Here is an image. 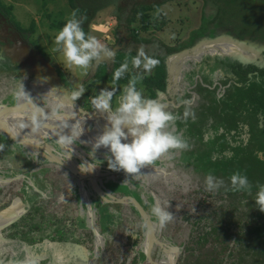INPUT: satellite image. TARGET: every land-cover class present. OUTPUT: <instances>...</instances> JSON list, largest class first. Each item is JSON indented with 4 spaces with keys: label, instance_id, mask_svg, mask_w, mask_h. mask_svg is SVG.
<instances>
[{
    "label": "rangeland",
    "instance_id": "1",
    "mask_svg": "<svg viewBox=\"0 0 264 264\" xmlns=\"http://www.w3.org/2000/svg\"><path fill=\"white\" fill-rule=\"evenodd\" d=\"M77 1L80 5L84 4V6L88 8V12L82 15V26L88 27L90 31L89 34L95 36L106 49L107 47L111 48L112 45L115 44L114 32L116 23L115 18L110 15V7H107V3L110 0H96V9L98 7L100 8L97 11L90 7L92 0ZM233 2L236 3L234 4V8L244 19L264 27V0H233ZM72 4L71 0H0V12L18 27L23 33V36L28 37L30 43H32L40 53L50 60L54 67L59 71L65 86L73 92L78 93L74 99L78 100L85 109L95 110L100 117L106 121L108 114L97 107L99 104L97 101L98 96L93 100L90 108L88 104L89 97L79 89L81 83L91 78L96 71L93 67L94 60L87 68L69 65L66 63L62 52L57 50V45L54 43L55 36L61 29L57 27V24L60 22H67L68 18H71L73 11H75ZM156 9L164 12L167 17V24L163 25V27H158V30L155 31L156 36L162 39V42L168 43L172 46H178L179 43L184 44L191 41V39L182 37H185L186 32L185 29L182 32L183 26L181 22L177 23V20L179 19L178 21H180L181 16L183 17L185 13H188L191 21L193 19L191 15L198 12L197 9L200 10L201 8L196 9L194 7L193 11L191 10V7L180 8L175 3L169 2L162 6H158ZM184 20L183 24L185 25L188 19ZM157 26H159V23H157ZM243 47L244 46L239 47V52H243ZM32 49L34 52L37 51H35L33 47ZM225 49L227 48H220L219 51L215 50L213 53H220L223 55L225 52L221 50ZM210 51H213V49H210ZM231 51L237 52L238 50L231 49ZM206 55H208V53ZM203 58L204 55L200 57L201 60ZM106 60L108 59L106 58L102 60L101 63L106 62ZM113 60L114 59H111L109 62L113 63ZM194 66H196L194 59L189 60L186 63V70L182 73L181 95H189L188 100H186L187 105L181 113L182 117L196 114L204 101L201 91L197 89L195 84H192L187 80V74L194 68ZM200 76L201 74L199 73L196 78L199 84L202 83V78ZM204 84L208 85L207 83ZM99 85L101 86V90H108L112 93L111 101L113 102L112 107L114 110L118 106L121 96L123 95L126 87L125 84L102 82L99 83ZM41 88L42 85L37 84L36 78L31 79L26 72L22 75L16 70L8 72L0 71L1 104H15L16 101L23 96H34V100L38 106L52 109L50 108V104L44 101L45 98L35 96L37 89ZM164 93V95H166V92ZM52 101L55 108L52 111H55V113H62L64 110L71 109L70 106L63 105V103L60 104L59 102L56 104L54 99H52ZM176 102L178 103V101ZM60 106H62L63 109ZM179 108H181V106ZM72 110L76 111L77 115L68 121L60 122L63 127H71L80 123V125H77L71 130V132H69L70 135L73 130L80 133L79 138L75 140L77 147L73 144L74 148H77L78 152L83 150V155L89 159L92 157L93 160H95V163L106 164L105 154L107 151L101 148L96 154H94L90 148L92 141L89 140L90 136L89 138L85 137L86 133L88 136V133L92 132L96 133L94 136H97V133L100 132L98 131V127H96L93 120L86 116L83 118L84 115L81 114L77 108ZM16 111L28 114V111L24 106L22 109L18 108ZM10 113L4 115L6 116L4 118L5 121H7L10 126H15L21 133L26 134L29 138L28 141L37 145L41 144L39 146L40 149H42V146L44 145H49L52 147L54 153L61 158H66L68 156V153L64 148L59 146L56 139L50 137V135H53L54 133L53 130H56V125L41 127V125L37 124L38 122L33 119V115H30L28 118L31 121L30 124L26 118H21L17 115L14 116ZM32 113L39 115L37 111ZM3 117H0V120H3ZM1 126L2 124H0V127ZM175 128L176 127L174 126V129ZM1 135L7 137L6 134L2 132H0V136ZM4 141L8 143L6 139H0V147L6 151H3V153L11 159L16 158L15 154H13L15 152L22 151L29 152V155L33 154L29 149L19 146V144L12 140L11 142L14 144L12 147H15L14 149L10 148L11 146L8 147L5 145L6 143ZM16 148L19 149L16 150ZM74 152L77 153L75 150ZM95 155L98 160L95 159ZM173 155L174 153L166 154L159 159L160 163L152 165L158 170L148 171V167H145L141 170L142 172L136 176H122L121 173L114 171L110 172L109 169L104 171L100 164L98 167L100 168L102 175L99 177L103 186L107 185L108 180H124L130 183L131 178L140 179L142 187L139 188V191L146 203L149 202L148 196L152 195L154 202L152 206L159 202L162 206L168 207V210L173 213L172 221L164 227H161L156 217L153 216V219H155L157 237L180 250L178 264H193L196 260L205 258V254L212 250L215 252L222 250L219 242L222 235L228 236L227 240L230 243V247L236 246L238 243L235 240L236 232L241 230V228L246 229L248 227V221L253 219L256 210L251 211L250 209V211H247L248 209L244 203L248 198L243 197L242 195L240 196V193H222L219 192V190L212 192L208 191L205 186V178H201L197 174L190 173L185 169H181V167H177L175 161H170V158ZM32 157L35 160H38V158L39 160L44 158L45 164L51 167V171H48L47 175L46 173H43L39 178H52L50 179L54 185L52 187V194L65 193L73 188L74 185L79 187L77 192L81 194L82 200L87 206L85 207L84 212L88 215L89 221H96L95 228L97 235L91 228H88L83 235V241L90 251L88 264H172L175 259L174 254L168 251L166 246H160L147 239L145 222L140 215L138 216L139 213L137 214L131 205L119 203L122 205L111 206L115 221H112V223L107 226L106 230L109 231L102 232L100 230L101 226L98 225L100 214L93 206L95 202L93 201V203H91L90 197L91 194H96V192L89 181L86 180L84 186V184L77 179V176L72 174L59 163L50 161L40 154H33ZM25 160L27 161V159ZM73 161L77 163L78 166V160L73 159ZM39 172H41V170L38 169V167L33 166L29 170L22 171V173H12L4 176L5 178H23L24 181L26 180L33 184L32 178L37 177ZM71 174L75 177H71ZM49 179L47 182L50 184L51 181ZM21 181L22 180L19 179L16 183L15 179H12V183H10V179H7L8 188L5 189L4 192L2 190L0 191V208H3L7 202H9L8 200L2 204L7 198L11 199L14 195L20 194L17 187L21 186ZM107 187L108 186H105L106 189H108ZM56 189L58 192L55 193ZM112 193L116 194L115 192ZM118 195L121 194L118 193ZM66 196H60V199H55V197L52 196V199L44 201L43 207L52 210L54 214L58 215L64 212L67 208L74 211V206L67 204L68 201L63 200ZM96 196H98V194H96ZM238 196L241 197L242 202H239ZM97 202L99 205H105V201L99 197L97 198ZM230 212L233 215V220H237L239 217L241 219L237 220L239 221L238 223H231L230 227L226 229V223L224 221L227 222L225 217L226 214ZM14 214L16 215L18 213ZM102 219L104 220V224L111 222L106 220L107 218L103 217ZM213 226H217L218 230L214 233L208 234V231H210ZM49 231V226H46L45 228L38 230L39 233L27 231V234L25 232V237L28 236L32 238L37 234L42 237L48 234ZM73 233L77 235L79 232L76 230L72 231V234ZM2 237L7 239V236L3 233L0 235V238ZM8 237H10V235ZM98 238H100L101 241L98 242ZM6 245L7 248L10 249L11 246H13V243L9 240ZM225 253L228 254L229 251H226ZM148 255L151 256V258H149Z\"/></svg>",
    "mask_w": 264,
    "mask_h": 264
},
{
    "label": "trees",
    "instance_id": "2",
    "mask_svg": "<svg viewBox=\"0 0 264 264\" xmlns=\"http://www.w3.org/2000/svg\"><path fill=\"white\" fill-rule=\"evenodd\" d=\"M111 1L114 0H110L108 3ZM71 2L73 3V8L77 11V18L81 19L82 15L88 12L87 8L79 6L80 4L77 0H71ZM234 4L236 3H231V11L239 19L241 15L234 8ZM98 9L100 8L98 7L96 11ZM124 17H120L121 24L118 25V35L116 36L119 43H121V40H128L127 43L117 51L113 63H101L91 78L82 82L79 86V89L89 97V107L91 108L93 100L101 90L99 83H123L127 86L129 79L133 75L144 76V79L138 82L137 89L141 90L145 97L162 100L164 98L159 95V91L180 92V96L179 94L176 95L178 96L176 99L178 103L175 101L178 107L172 103L166 110L176 115L177 119L174 124L176 128L174 130L187 142V147L185 149L170 150L168 154L174 153L170 161H175L177 167L197 174L201 178H206L208 174H212L219 179H223L225 183L219 189V192L240 193V196L248 198L244 203L248 209L247 211H250V209L251 211L256 210L253 219L248 221V227L246 229L241 228V230L236 232L235 240L238 242L236 246L230 247V243L227 240L228 236L222 235L221 239H219L222 250H218V252L212 250L205 254V258L196 260L193 264H264V212H261L255 204V196L259 186L264 185V159L258 158L256 155L258 152L264 153V70L258 75L260 76L258 78L257 75L248 76L250 69L236 68V64H239L240 61H234L226 55L227 52L231 53V49H233L232 44H227L225 45L227 49L221 50L225 52L223 55L207 52L208 55L204 53L203 55L206 56L202 60L200 57L203 55L199 58L193 57L186 60L184 68L180 71L181 78H179L177 88L175 87L174 90L168 89L167 58L171 53L191 46V41L190 43H179L178 46H172L149 34L152 26H150L149 15L146 13L132 15L127 20ZM242 21L244 24L247 23L249 30L260 26L246 19H242ZM65 23L60 22L57 27L62 28ZM82 27L89 34V28ZM135 29H139L141 33L136 34ZM129 30H131V34L128 32ZM122 32L127 33L126 35H120ZM157 44L158 49L149 47ZM141 45L144 46L146 52L160 61L159 65L151 73H144L142 67L137 69L131 65V57L136 55L137 49ZM161 46L164 51L159 50ZM191 59H194L196 66L188 72L187 80L195 84L197 89L201 91L204 101L196 114L182 117V110L186 107V100L189 98L188 94L181 95L182 73L186 70V63ZM208 60L213 65L209 66ZM125 61L129 64V71L119 81L113 80L114 71ZM0 71H5L1 65ZM199 73L202 78L201 84L196 79ZM24 98L26 97L23 96L20 99ZM182 101L184 102L182 103ZM29 104L27 100L24 105L28 114L36 111L39 114H47ZM180 106L181 108H179ZM12 115L16 116L15 114ZM26 119L29 123L31 122L30 119ZM8 139L10 140V138ZM4 142L6 143V141ZM0 157L9 169H13L14 159L9 158L6 154H2ZM25 159L18 158V165L22 167L23 171L33 167L31 162ZM158 163H160L159 160L152 165H157ZM106 165L107 163L101 164L104 171L109 169ZM237 171L248 177L252 185L251 194L246 190H232L230 177ZM110 172H113V170H110ZM114 172H119L122 176L126 175L123 171ZM130 180V183L124 180H108L106 186L117 195L120 193L121 195L119 196L125 194L135 196L148 210L153 219L154 215L151 213L152 204L154 203L153 196L149 195V202L146 203L139 191V188L142 187L141 180L138 178H131ZM240 196H238L239 202H242ZM104 203L105 205L101 207V212L99 211V224L103 226V217L111 221L109 223L115 221L114 213L108 211L109 206L122 205L119 203ZM131 207L138 214L136 208L134 206ZM232 217L231 212L226 214L227 222L224 221L226 229L230 227L231 223H238L239 221L237 220L241 219L239 217L237 220H233ZM107 224H105V227ZM216 230H218L217 226H213L208 231V234L214 233ZM226 251H229V253L226 254Z\"/></svg>",
    "mask_w": 264,
    "mask_h": 264
},
{
    "label": "clouds",
    "instance_id": "3",
    "mask_svg": "<svg viewBox=\"0 0 264 264\" xmlns=\"http://www.w3.org/2000/svg\"><path fill=\"white\" fill-rule=\"evenodd\" d=\"M83 20L77 18V11H73L71 18L58 31L54 43L57 50L62 52L66 63L81 68H87L102 52L111 56L112 52L93 35L87 34L82 27ZM160 61L145 51L141 45L136 55L131 57L134 68H143L144 73H151ZM129 71L127 61L122 63L113 73V80L119 81ZM144 79L143 75H133L124 89L118 106L113 110L110 100L112 93H108L98 109L106 112L107 120L104 130L92 139L90 148L96 152L101 147L107 149L105 159L107 166L113 171H123L127 176L139 175L145 167L152 165L170 150L185 149L187 142L174 130L176 115L166 110L164 104L157 99L145 97L137 89L138 82ZM80 133L73 130L72 134L61 138L65 146L73 145ZM74 148L71 149L68 159ZM258 158L264 159V153H257ZM91 157V156H90ZM95 159L96 158L95 155ZM101 164V163H100ZM100 164L91 157L79 165L80 171L89 173ZM233 191L246 190L251 194L252 185L246 175L237 171L230 177ZM224 180L208 174L205 178L206 189L210 192L224 186ZM255 204L264 212V185L259 186L255 196ZM161 227L166 226L173 219V213L168 207L159 202L151 208ZM20 264H28L22 261Z\"/></svg>",
    "mask_w": 264,
    "mask_h": 264
},
{
    "label": "crops",
    "instance_id": "4",
    "mask_svg": "<svg viewBox=\"0 0 264 264\" xmlns=\"http://www.w3.org/2000/svg\"><path fill=\"white\" fill-rule=\"evenodd\" d=\"M98 130L100 131L99 127ZM0 139H6L8 143L5 145L15 148L12 147L14 145L13 142H9L7 137L1 135ZM67 148L71 150L74 145H69ZM0 149V155L4 154L3 151L5 150L1 147ZM18 149L16 148V150ZM75 150L78 152L77 148ZM13 154L16 157L13 160V169H9L0 157V191L4 192L8 188L7 179H10V183H12V179H15L16 183L17 180H22L21 186L17 187L20 194L14 195L11 199L7 198L2 204L8 200L10 203L7 202L3 208H0V223L14 220L8 228L0 231V234L3 233L7 236V239H4V237L0 238V264H20L22 261H28V264H88L90 251L83 241V235L88 228H91V221H89L88 215L84 212L87 206L83 202L81 194L77 192L79 187L74 185L73 188L65 193L52 194V187L54 186L50 180L52 178H39L43 173L47 175L48 171H51V167L45 164V159L41 158L39 160L38 158V160H35L32 157L33 154H30V156L29 152L21 151ZM18 158L28 159L32 166H36L41 170L42 173L39 172L37 177L32 178L33 184L26 180L24 181L23 178H5L4 175L7 174L22 173V167L18 165ZM71 177L74 178L75 176L72 175ZM48 179L51 181L50 184L47 182ZM56 192H58L57 189L55 190ZM64 195L66 198L63 200L68 201L67 204L73 205L74 211L67 208L58 215L54 214L52 210L43 207L44 201L52 199V196L55 199H60V196ZM90 197L91 203L95 202L93 204L94 208L101 212L103 204H98L97 198L99 196L94 193ZM111 206L108 211L113 213ZM12 212L18 214L15 215ZM93 223L96 225L95 220ZM110 224L108 223L107 226ZM98 225L101 226L100 230L102 232L109 231L106 230L107 226L105 227V224L103 226L98 223ZM46 226H49L50 231L45 236L41 237V235L37 234L32 238L25 237V232H38V230ZM76 230L79 233L77 235L72 234V231ZM9 235L10 237H8ZM9 240L13 243L10 249L6 245Z\"/></svg>",
    "mask_w": 264,
    "mask_h": 264
},
{
    "label": "water",
    "instance_id": "5",
    "mask_svg": "<svg viewBox=\"0 0 264 264\" xmlns=\"http://www.w3.org/2000/svg\"><path fill=\"white\" fill-rule=\"evenodd\" d=\"M247 39L242 40L239 37H235L226 33H223L221 35L215 36V37H210V36H203L199 40H197L192 46L182 48L180 50H177L170 54L167 58V71H168V89H175L177 88V83L179 81L180 76V71L182 68L185 66L186 60L197 57L199 58L201 55L204 53H212L215 50H219L220 48H224L225 45L227 44H232L233 49L238 50L237 52L232 51L227 52L226 55L229 56L233 60H238L240 62H248V61H253L251 57H249V54H253L255 52V48H249L247 50V54H242L239 52V47L244 46L247 43ZM29 44L27 43L26 45H23V48L26 50L27 54L29 57L32 58V53L28 51ZM120 48L118 45H116L112 50V55L109 56L105 52H102L101 55L94 59V69H97L98 66L101 64L102 60L110 57L112 59L115 58L117 49ZM210 49H213V51H210ZM14 52L9 54L14 60L18 59L19 55H23V51L18 48L17 45L12 49ZM254 51V52H253ZM258 51V50H257ZM259 52V51H258ZM3 58V56H1ZM37 57L44 62V65L42 64L40 67H36L34 69H42L45 72H42L40 74H36V80L37 84H41L42 88L37 89L35 92V96H40L45 99H47L48 104H50V108H43L37 105L36 101L34 100V96L32 97H26L24 99H19L16 101L15 104H5V103H0V117H3L6 114H9L10 111H16L18 108L22 109L23 106L25 105V102L28 100L29 105H33L35 109L45 112L48 115H51L52 113H55V111H52L54 108V104L52 101V95L53 93V88L56 92L54 102L57 103H63V105H68L72 106L74 109L77 108L78 111L83 114V118L86 116L89 119L94 121V124L99 127L100 131L102 132L104 130V126L106 121L100 117V115L95 111V110H88L85 109L82 104L78 101L75 100L74 98L78 95V93L73 92L69 88H67L62 82H61V77L58 72V70L54 67V65L49 62L42 54L37 52ZM45 81V82H44ZM51 91L49 92V90ZM53 93V94H52ZM108 93H111L108 90L102 89L97 97V101L100 103L101 100H104L107 98ZM165 93L163 91H159V95L165 96ZM67 96V97H66ZM64 98H68L69 100H65ZM169 102H167V105H169ZM175 104V102H172ZM111 106H113V102L110 100ZM175 106H178L175 104ZM62 108V106H60ZM59 107V108H60ZM63 109V108H62ZM66 110H64L65 112ZM63 113V112H62ZM61 113V114H62ZM79 113V114H80ZM6 116L3 117V120H0V124L2 126L0 127V132L6 134L8 138H10L13 142L19 144L20 146H23L29 151L33 152V154H40L41 156L45 157L46 159L57 162L64 168L68 169L72 174L77 176L79 180L84 184L85 186V181L88 180L89 183L91 184L92 188L98 194V196L104 200L105 202L108 203H122V204H129L131 206H134L142 220L145 222L146 225V236L149 241L152 243L158 244L160 246H166L168 251L172 252L174 254L175 259L172 262V264H178L179 256H180V250L177 247H174L172 245H169L168 243H165L164 241L160 240L157 237L156 233V225L155 221L152 219L151 214L145 209L143 204L133 195H122L119 196L117 194L112 193L109 189H106L105 186H103L101 180H100V175H102V172L100 171L99 167H96L94 171L89 172V173H83L80 171L79 165L84 162L90 160L87 158L85 155H83V150L81 152H73L71 155V159L69 158L70 155V149H68L64 144L61 143V138L58 136H50L51 138H55L56 141L59 143V146L64 148V150L68 153V156L66 158H61L57 154L54 153L52 150V147L49 145H44L42 146V149L39 148V145L28 141V136L24 133H21L15 126H10V124L5 121ZM74 145L77 147V145L74 142ZM102 149L106 150L105 148L101 147ZM73 159L78 160V166L77 163L73 161ZM148 169H154L155 167L152 165L147 166ZM89 209V208H88ZM14 220H10L8 222H3L0 223V231L7 228L10 224H12ZM91 228L94 230L95 234L97 235V231L95 228V225L93 223V220L91 221ZM1 235V234H0ZM149 256V255H148ZM151 258V256H149Z\"/></svg>",
    "mask_w": 264,
    "mask_h": 264
},
{
    "label": "flooded vegetation",
    "instance_id": "6",
    "mask_svg": "<svg viewBox=\"0 0 264 264\" xmlns=\"http://www.w3.org/2000/svg\"><path fill=\"white\" fill-rule=\"evenodd\" d=\"M169 2L175 3L180 8L181 7H186V8L191 7V10L193 11H194V7L196 9L201 8L200 10L197 9L198 12H195L191 15V17H193L191 21H190L191 18L190 16H188V13H185L183 17L181 16L180 19L182 21L181 20L178 21L179 19L177 20V23L181 22L183 26L182 32L184 31V29L186 32L185 37L182 35L181 36L183 38L191 39L190 45L195 43L197 40H199L203 36L215 37L223 33H226V34H229L235 37H239L241 39H247L248 41L242 48L243 52L241 53L247 54V50H249V48L254 47L255 52L253 51L254 53L252 55L249 54V57H251L253 61L240 62L239 64H236V68L250 69V72H248L249 77H252L253 75L258 76L261 74L262 70H264V27L259 26V28L256 27L254 29L249 30L247 28V23L244 24V22L242 21V19H244L243 16L241 15L239 16V19H237L235 17L236 14L231 11V3L233 2V0H114V1H111L110 3H108L107 7H110L111 9L110 15L115 18V23H116L115 32H114L115 44H113L111 48L107 47V49L111 51L116 45H118L120 47L117 49L118 51L123 47L125 43H127L128 40H125V41L121 40V43H119L117 36H116L118 35V25L121 24L120 17H124V16H125L124 19L127 20L132 15H135V14H138V15H142L143 13L148 14L150 21H151L150 26H152L149 34L158 38L156 36L155 31L158 30L157 29L158 27H163V25L167 24V17L164 12L159 11L156 8L158 6H162ZM96 4H97L96 0H92L90 7L96 9ZM79 6L85 8L84 4H81ZM3 15L4 14L0 12V61H1L0 65L2 69L5 70V72H8L14 69L22 75H24V73L26 72V74L28 73V76L31 79H34L36 77V74H40L41 71L45 72L42 69H39V70L34 69L36 67H40L42 64L44 65V62H42L37 57V52L39 51L32 45V43H30V40L28 39V37L23 36L22 35L23 33L18 29V27L14 25L9 19H7V17ZM81 19L83 20V17ZM184 19H188L185 25L183 24L185 21ZM157 23H159V26H157ZM128 32L131 34V30H129ZM126 33L127 32H122L120 33V35H123V34L126 35ZM135 33L139 34L141 32L139 29H135ZM192 41H195V42H192ZM27 43L30 45L28 48V51L32 53L33 55L32 58L28 56L26 50L23 48V45H26ZM15 45H17L18 48L23 51V55L22 54L19 55L18 59L14 60L11 56H9V54L14 52L12 49L15 47ZM32 47L35 49V51L36 50L37 51L34 52ZM149 47L158 49V44L155 46L152 45ZM159 50L164 51V49H162V46L161 48H159ZM1 56H3V58ZM107 59L108 60H106V63L111 64L109 60H111L112 58L108 57ZM48 61L50 62V60ZM234 61H237V60H234ZM208 63H209V66L213 65L212 62L209 60H208ZM259 77L260 76H258V78ZM61 82L64 84L62 79H61ZM180 90L182 91V87L180 88ZM50 91L51 89L49 90V92ZM54 92H57V91H54ZM177 94H179L180 96V92L178 93H175L174 91L166 92V97L163 96L164 99L162 100L157 99V100L161 102L162 104H164L167 109L170 107L173 101L174 102L176 101L178 97L176 96ZM53 95H52V98L56 100L57 98H55V96ZM64 99L69 100L68 98H64ZM44 101L48 102L47 99H44ZM168 101H170L169 105H167ZM103 102L104 100L100 101L99 104H102ZM183 102L184 101H182V103ZM99 241H101L100 238H98V242Z\"/></svg>",
    "mask_w": 264,
    "mask_h": 264
},
{
    "label": "bare ground",
    "instance_id": "7",
    "mask_svg": "<svg viewBox=\"0 0 264 264\" xmlns=\"http://www.w3.org/2000/svg\"><path fill=\"white\" fill-rule=\"evenodd\" d=\"M53 94V93H52ZM56 93L54 92V95ZM71 109H67L65 112H63L62 114L61 113H52L51 115H48V114H39V115H35V114H27L25 112L23 113H20L19 111H10L11 113L10 114H15L21 118H29L30 115H33V119H35L39 124L41 125V127H50V126H53V125H56V130L54 129L53 130V135H50V136H58V137H66L68 135H70L69 132H71V130L73 128H75L77 125H80V123H77L76 125L74 126H71V127H63L61 125V122L60 121H68L69 119H71L72 117L76 116L77 115V112L72 110L74 109L72 106H70ZM15 112V113H14ZM19 112V113H18ZM54 122V123H53ZM53 123V124H52ZM52 124V125H51ZM50 125V126H49ZM61 127V129H60ZM99 131V130H98ZM46 133H48L47 131H45ZM101 132L97 133V134H100ZM89 135L87 136V133L85 134L86 138H89L90 136V139L89 140H92L93 138H95L96 136H94L96 133L92 132V133H88ZM83 135V134H82ZM73 149V148H72ZM75 150V148H74ZM77 152V150H75ZM153 171V170H158L157 168H154V169H151L149 168L148 171Z\"/></svg>",
    "mask_w": 264,
    "mask_h": 264
}]
</instances>
